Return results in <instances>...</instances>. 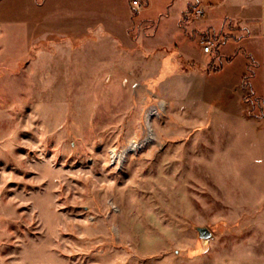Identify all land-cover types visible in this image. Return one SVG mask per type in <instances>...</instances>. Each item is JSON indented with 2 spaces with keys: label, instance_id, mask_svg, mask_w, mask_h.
<instances>
[{
  "label": "rangeland",
  "instance_id": "rangeland-1",
  "mask_svg": "<svg viewBox=\"0 0 264 264\" xmlns=\"http://www.w3.org/2000/svg\"><path fill=\"white\" fill-rule=\"evenodd\" d=\"M138 1L0 0V264H264V49Z\"/></svg>",
  "mask_w": 264,
  "mask_h": 264
},
{
  "label": "crops",
  "instance_id": "crops-1",
  "mask_svg": "<svg viewBox=\"0 0 264 264\" xmlns=\"http://www.w3.org/2000/svg\"><path fill=\"white\" fill-rule=\"evenodd\" d=\"M149 3L152 0H147ZM173 0H166V4H170ZM197 0H185V4H191L196 2ZM206 3V8L208 9L209 19L207 21V25L212 30L214 29V23L216 22V18L219 17H227L232 21H238L244 28H247L252 36L243 37L238 42H235L237 45L244 44V48L250 50L251 54L254 56L257 54L254 51L259 49H264V0H200ZM256 3V4H255ZM166 5V8L168 7ZM235 13V14H233ZM212 21V22H211ZM249 32V33H250ZM256 34H255V33ZM254 33V34H253ZM259 36V38H256ZM254 38V39H253ZM256 38V39H255ZM257 40H260L258 42ZM259 43H261L259 45ZM257 52V51H256ZM260 55L259 52H257ZM255 56V57H256ZM257 60V67L254 72V76L251 79V87L253 91L259 96H264V59ZM244 74V73H243ZM256 81H258L260 91L256 88ZM240 85V87H239ZM243 82L238 83V87L246 92V88L243 86ZM246 94H241L242 98H245ZM240 97V98H241ZM255 119V118H253Z\"/></svg>",
  "mask_w": 264,
  "mask_h": 264
},
{
  "label": "built area",
  "instance_id": "built-area-1",
  "mask_svg": "<svg viewBox=\"0 0 264 264\" xmlns=\"http://www.w3.org/2000/svg\"><path fill=\"white\" fill-rule=\"evenodd\" d=\"M134 5H138L139 4V1L138 0H134ZM195 13L200 16L202 14V11L201 9H196L195 10ZM213 47H214V43L211 41V42H207V41H204V53L205 54H209L213 51Z\"/></svg>",
  "mask_w": 264,
  "mask_h": 264
},
{
  "label": "bare ground",
  "instance_id": "bare-ground-1",
  "mask_svg": "<svg viewBox=\"0 0 264 264\" xmlns=\"http://www.w3.org/2000/svg\"><path fill=\"white\" fill-rule=\"evenodd\" d=\"M139 147H140V145L135 144V143H132V145H131L128 149H126V150L124 151L123 155H125L127 152L132 151V150H135V149H137V148H139Z\"/></svg>",
  "mask_w": 264,
  "mask_h": 264
},
{
  "label": "trees",
  "instance_id": "trees-1",
  "mask_svg": "<svg viewBox=\"0 0 264 264\" xmlns=\"http://www.w3.org/2000/svg\"><path fill=\"white\" fill-rule=\"evenodd\" d=\"M246 55H247V54H246ZM247 56H248V55H247ZM249 57H250V56H249ZM231 61H232L231 59L228 60V62H231ZM218 70H219V71L222 70V67H220ZM243 86H244V88H246V86H247V85H246V82L243 83ZM248 98H250L249 95H248V97H247L246 99H248ZM258 101H261V99H258Z\"/></svg>",
  "mask_w": 264,
  "mask_h": 264
}]
</instances>
